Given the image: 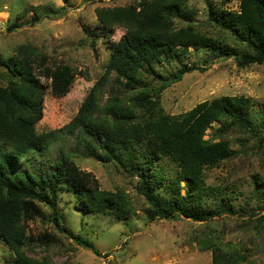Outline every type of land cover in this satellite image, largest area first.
Segmentation results:
<instances>
[{
    "label": "trees",
    "instance_id": "1",
    "mask_svg": "<svg viewBox=\"0 0 264 264\" xmlns=\"http://www.w3.org/2000/svg\"><path fill=\"white\" fill-rule=\"evenodd\" d=\"M186 2L140 0L97 8L109 49L107 72L91 87L72 121L57 130L40 133L36 128L44 116L45 94L48 90L56 97L67 94L82 71L68 64L49 65V57L29 44L19 46L11 59L0 53V67L8 72L7 84L0 85V239L15 254L11 264H48L27 254L24 247L29 242V248H48L59 241L52 232L40 236L29 232V222L40 213V204L51 207V220L63 233L100 254L91 240L63 225L59 192L65 184L78 190L84 213L132 218L134 208L126 195L100 188L98 180L80 169L69 152L62 151L46 174L29 168L18 170L25 158L47 152L66 130L68 134L78 130L77 143L89 154L104 163L117 162L137 177V190L148 205L149 220L184 216L205 222L224 212L233 213V204L222 190L220 200L212 198L216 190L207 184L204 170L228 160L235 150L224 135L217 141L205 135L214 122L220 123L222 133L234 127L261 131L262 109L252 97L224 95L172 114L163 105L162 93L196 68L186 63L190 47L195 54L207 46L213 58L234 57L241 67L263 64L264 0H241L238 10L211 2L210 22L228 35L220 37L207 34L192 22ZM179 19L185 23L179 25ZM117 27L126 28L119 40L113 39ZM112 72L115 82L102 105L99 97ZM163 159L179 168L177 176L166 179V184L159 166ZM184 179L186 191L182 194ZM256 182L253 190L259 195L260 183L256 186ZM206 236L200 247L212 251V264H261L236 247H225L217 237Z\"/></svg>",
    "mask_w": 264,
    "mask_h": 264
},
{
    "label": "rangeland",
    "instance_id": "2",
    "mask_svg": "<svg viewBox=\"0 0 264 264\" xmlns=\"http://www.w3.org/2000/svg\"><path fill=\"white\" fill-rule=\"evenodd\" d=\"M139 1L0 0V53L4 57L15 56L19 46L29 44L49 57V65L68 64L82 71L67 94L56 97L50 90L46 92L44 116L36 124L38 132L57 130L69 124L91 87L107 72L109 49L97 19V8ZM211 2L238 10L241 0L186 2L192 12V22L199 28L211 36H228L210 22ZM177 23L181 25L185 20L179 19ZM12 25L18 26L9 30ZM125 32L126 28L117 27L113 39L119 40ZM228 40L232 41V38L229 36ZM207 48L203 46L194 54V47H190L186 63L199 68L186 73L164 90L165 109L177 114L220 96L246 95L253 98L264 114V63L241 67L234 57L213 58ZM115 75L110 73L99 97L102 105L111 94ZM7 76V69L0 67V85L7 84ZM213 125L207 129L205 138L217 141L224 135L235 154L216 167H206V182L216 190L211 194L213 199H221L220 190L229 197L233 213L224 212L205 222L184 216L149 220L146 215L148 205L137 190V177L117 162L104 163L96 155L89 154L83 144L77 143L78 130L72 134L66 130L52 142L47 152L30 154L18 170L29 168L37 174H46L53 169L52 164L62 151L69 152L80 169L98 180L100 188L124 193L132 202L134 212L129 219H120L113 213H84L78 190L65 184L59 192V207L64 215L62 224L91 240L100 254L80 246L76 239L63 233L52 222V209L46 204H40V213L29 222V232L35 236L52 232L59 241L48 248L36 245L29 248L28 242L24 245L27 254L45 259L48 264H212V251L200 247V240L205 235V239L213 235L225 247H236L247 258L264 264V129L252 132L234 127L222 133L219 122ZM163 160L165 162L159 166L163 167L166 184V179L170 181L177 176L179 168ZM186 182L187 179L182 181V194L186 191ZM254 182L256 186L260 183L259 195L253 190ZM14 259L10 246L0 239V264H11Z\"/></svg>",
    "mask_w": 264,
    "mask_h": 264
}]
</instances>
